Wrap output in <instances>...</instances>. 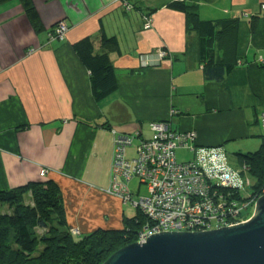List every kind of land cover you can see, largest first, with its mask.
<instances>
[{"label": "crops", "instance_id": "obj_1", "mask_svg": "<svg viewBox=\"0 0 264 264\" xmlns=\"http://www.w3.org/2000/svg\"><path fill=\"white\" fill-rule=\"evenodd\" d=\"M146 1L34 0L42 31L19 4L0 8V191L54 182L69 226L81 234L119 230L128 218L109 193L120 134L150 139L151 122L166 121L195 132L197 145L235 156L257 136L264 69L255 63L264 59V36L250 35L242 65L223 83L208 81L197 34L189 35L184 14L165 7L174 0ZM190 1L204 21L264 14V0ZM155 9L145 29L143 15ZM59 23L67 25L63 41L49 36ZM86 38L115 67L117 87L105 97L73 49ZM43 169L49 174L41 178Z\"/></svg>", "mask_w": 264, "mask_h": 264}, {"label": "trees", "instance_id": "obj_2", "mask_svg": "<svg viewBox=\"0 0 264 264\" xmlns=\"http://www.w3.org/2000/svg\"><path fill=\"white\" fill-rule=\"evenodd\" d=\"M12 3L21 6L35 30L42 31L34 0H0V8ZM130 6L131 10L139 7ZM165 7L184 14L189 35L197 34L199 59L208 81L223 83L226 75L229 77L242 65L244 47L250 35L264 36V14L249 17L239 14L204 21L199 17L197 4L190 0H174ZM156 11L143 15L145 22L150 21ZM49 36L52 39L54 33ZM73 49L89 69L96 95L105 97L110 94L117 87V78L107 54H97L90 38L75 43ZM260 59L261 62L255 65L264 69V59ZM254 110L260 125L264 107L259 112L256 108ZM237 155L246 163V175L251 180L249 190L239 194L238 198L251 201L254 206L264 188V141L255 153ZM0 208V264H103L115 252L136 243L137 233L145 223L142 212L137 210L138 214L126 218L119 230H97L81 237L83 234H75L69 226L63 195L52 181L0 191Z\"/></svg>", "mask_w": 264, "mask_h": 264}, {"label": "built area", "instance_id": "obj_3", "mask_svg": "<svg viewBox=\"0 0 264 264\" xmlns=\"http://www.w3.org/2000/svg\"><path fill=\"white\" fill-rule=\"evenodd\" d=\"M126 7L131 9L130 5ZM144 27H150L149 21ZM66 32L67 25L60 23L54 38L63 40ZM165 56L160 53V57ZM260 126L264 137V113ZM150 130V139L120 135L115 140L111 166L109 193L140 210L145 218L136 243L144 244L156 233L217 230L250 219L242 217V210L253 203L238 198L251 184L246 164L234 169L222 149L199 146L195 132L176 131L166 121L151 122ZM135 140L139 141L134 146ZM181 148H187L194 157L180 162L176 151ZM48 174V170L40 171L41 178ZM135 179L146 185V196L135 198L131 189Z\"/></svg>", "mask_w": 264, "mask_h": 264}, {"label": "water", "instance_id": "obj_4", "mask_svg": "<svg viewBox=\"0 0 264 264\" xmlns=\"http://www.w3.org/2000/svg\"><path fill=\"white\" fill-rule=\"evenodd\" d=\"M103 264H264V195L246 223L152 234L146 243L127 245Z\"/></svg>", "mask_w": 264, "mask_h": 264}, {"label": "rangeland", "instance_id": "obj_5", "mask_svg": "<svg viewBox=\"0 0 264 264\" xmlns=\"http://www.w3.org/2000/svg\"><path fill=\"white\" fill-rule=\"evenodd\" d=\"M143 1H146V0H143ZM157 1H159V0H147L146 3L148 4L151 2L153 4L154 2H157ZM146 3H144L145 6H146ZM128 5H130V4H128ZM260 54L264 56V50H262L260 52ZM253 128L255 129L257 136L252 139V141H251L252 143H248V146H246L244 148L243 152H239L238 154L242 155V154L255 153L258 150V147H260V145L264 141V139L262 138V136L260 134L261 133L260 125L257 124ZM172 129H174V128H172ZM176 154H177V158L180 162L190 160L194 157L193 153L188 151L187 148H181V149L177 150ZM128 156H129V158H132V153L128 154ZM238 156L239 155L235 156L233 154L228 155L230 165L234 169L242 167V165L244 164L243 158L239 156L240 157V159H239ZM131 189L135 193V198L143 197V196H146L148 194L146 185L145 184L140 185L138 179H135L132 182ZM119 199L123 205H126V208H125L126 217L132 218L138 214L137 209H134V207L132 205H130L129 203H125V201L122 198H119ZM1 211H2V209L0 208V213H1ZM253 212H254V206H248L247 208H244L242 210V217L247 218ZM83 236H85V235L84 234L81 235V237H83Z\"/></svg>", "mask_w": 264, "mask_h": 264}, {"label": "clouds", "instance_id": "obj_6", "mask_svg": "<svg viewBox=\"0 0 264 264\" xmlns=\"http://www.w3.org/2000/svg\"><path fill=\"white\" fill-rule=\"evenodd\" d=\"M123 2H124V1H123ZM127 5H128V4H126V6H127ZM126 8H127V7H126ZM127 10H128V9H127ZM130 10H131V9H130ZM130 10H128V11H130ZM59 24H60V23H59ZM59 24H58V25H59ZM54 31H55V30H54ZM54 31H53V33H54ZM53 37H54V36H53ZM55 39H56V38H55ZM56 40H58V39H56ZM63 40H64V39H63ZM63 40H59V41H63ZM260 130H261V126H260ZM120 135H124V134H120ZM120 135H119V136H120ZM119 136H118V137H119ZM125 136H129V135H125ZM118 137H117V138H118ZM117 138H116V139H117ZM116 139H115V140H116ZM114 144H115V143H114ZM244 164H246V163H244ZM242 166H243V165H242ZM263 195H264V192H263V193L261 192V193H260V197H262ZM258 199H259V198H258ZM258 199H257V200H258ZM255 204H256V202H255ZM255 204H254V208H255ZM250 216H251V217H250V219H251L252 216H254V212H253ZM250 219H249V220H250ZM249 220H248V221H249ZM248 221H247V222H248ZM77 231H78V230H77ZM79 234H80V232H79Z\"/></svg>", "mask_w": 264, "mask_h": 264}]
</instances>
